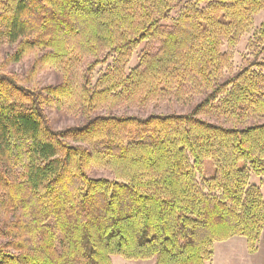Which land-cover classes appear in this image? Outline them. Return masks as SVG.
Returning <instances> with one entry per match:
<instances>
[{"label": "trees", "instance_id": "obj_1", "mask_svg": "<svg viewBox=\"0 0 264 264\" xmlns=\"http://www.w3.org/2000/svg\"><path fill=\"white\" fill-rule=\"evenodd\" d=\"M263 8L264 0H0L6 39L46 49L62 72L40 89L0 73V264H111L110 255L208 264L214 242L232 235L254 248L264 226V21L253 58L220 77L222 47L251 31ZM152 40L158 50L146 47L126 72L134 49ZM85 55L95 56L89 69L111 63L78 94ZM194 84L209 93L181 114H98L54 129L44 111L74 93L96 106L183 99ZM110 166L114 179L88 174Z\"/></svg>", "mask_w": 264, "mask_h": 264}, {"label": "rangeland", "instance_id": "obj_2", "mask_svg": "<svg viewBox=\"0 0 264 264\" xmlns=\"http://www.w3.org/2000/svg\"><path fill=\"white\" fill-rule=\"evenodd\" d=\"M189 0H183L187 2ZM180 6L174 9L169 14V19L162 22L165 26H170L171 18L175 17L179 12ZM264 21V8L259 11L253 19V29L244 33L238 43L233 47L224 45L222 51L229 55L228 66L222 71L220 79L237 73L248 60L254 56V49L250 45L253 39V33L259 29L260 24ZM3 27L0 25V73H10L21 83L24 87L31 89L43 88L49 85L57 86L62 81V72L58 65L53 60L46 57V49L38 47H25L22 45L24 38H20L15 42H9L4 34L1 32ZM160 41L152 40L148 43L143 42L139 44L134 51L126 65V72L133 68L139 61L141 52L150 47L151 50L156 51L160 47ZM100 57V56H99ZM95 60L93 55H85V57L77 63L75 71L78 73L77 81L73 85L75 91L80 94L79 88H83L85 79L90 78L88 86L95 84L98 78L104 73L111 59L105 63H98L89 69ZM73 84V83H72ZM79 88H77V86ZM79 89V90H78ZM192 91L185 94L183 99L175 95L166 96L163 98H153L141 101L139 99L128 104H121L106 100L96 105H88L80 96L74 93L71 97L66 96V100L61 102H47L44 106V111L48 117L51 126L54 129H63L66 127L77 126L84 124L89 118L98 115H136L145 117L151 113L157 114H181L191 110V107L199 102L202 98L208 95L209 91L199 85H191ZM47 92V91H46ZM45 90L41 92L42 96L46 95ZM211 121L216 122L214 118ZM127 135L133 136L132 129H127ZM211 164L207 162V169L211 168ZM113 167L106 168H91L88 174L93 177H105L114 179ZM254 179V178H253ZM258 182V179L253 180ZM262 195L264 197V178L259 183ZM5 214L0 212V230L5 229ZM217 249V258L213 262L214 250ZM213 255L208 264H264V226L260 232L259 239L254 245L250 247L247 238L239 235H232L228 238L218 240L213 244ZM111 264H155V258L149 259H125L119 255H110Z\"/></svg>", "mask_w": 264, "mask_h": 264}, {"label": "crops", "instance_id": "obj_3", "mask_svg": "<svg viewBox=\"0 0 264 264\" xmlns=\"http://www.w3.org/2000/svg\"><path fill=\"white\" fill-rule=\"evenodd\" d=\"M217 255H218V253H217V249H215V250H214V255H213V262L216 260ZM213 262H212V264H213Z\"/></svg>", "mask_w": 264, "mask_h": 264}]
</instances>
